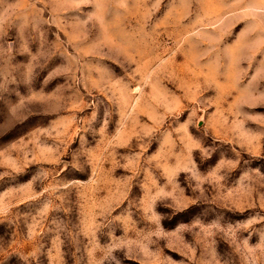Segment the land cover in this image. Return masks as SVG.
I'll list each match as a JSON object with an SVG mask.
<instances>
[{
  "label": "rangeland",
  "instance_id": "obj_1",
  "mask_svg": "<svg viewBox=\"0 0 264 264\" xmlns=\"http://www.w3.org/2000/svg\"><path fill=\"white\" fill-rule=\"evenodd\" d=\"M0 264H264V0H0Z\"/></svg>",
  "mask_w": 264,
  "mask_h": 264
}]
</instances>
